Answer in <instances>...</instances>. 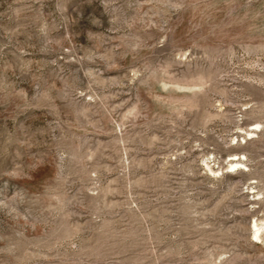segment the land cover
Returning <instances> with one entry per match:
<instances>
[{"label":"rangeland","instance_id":"374dc122","mask_svg":"<svg viewBox=\"0 0 264 264\" xmlns=\"http://www.w3.org/2000/svg\"><path fill=\"white\" fill-rule=\"evenodd\" d=\"M0 264H264V0H0Z\"/></svg>","mask_w":264,"mask_h":264},{"label":"bare ground","instance_id":"6f19581e","mask_svg":"<svg viewBox=\"0 0 264 264\" xmlns=\"http://www.w3.org/2000/svg\"><path fill=\"white\" fill-rule=\"evenodd\" d=\"M250 135H252V133H250ZM235 163H233L231 165V168H233L234 170L237 169V168H240L242 166V163L240 162V159H234ZM254 229H255V232H254V236L257 238V236L259 237V239H261L260 235L261 234L260 232L262 231L261 227H259L258 224H255L254 225Z\"/></svg>","mask_w":264,"mask_h":264}]
</instances>
